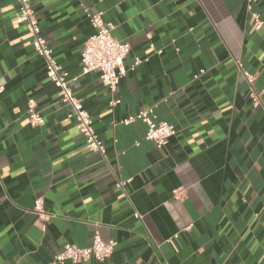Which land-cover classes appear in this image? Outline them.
<instances>
[{
	"label": "crops",
	"instance_id": "0c3cea01",
	"mask_svg": "<svg viewBox=\"0 0 264 264\" xmlns=\"http://www.w3.org/2000/svg\"><path fill=\"white\" fill-rule=\"evenodd\" d=\"M30 2L106 153L87 149L16 0H0V264H47L97 230L117 242L111 256L63 264H264V0ZM86 9L131 45L114 93L83 70ZM148 107L176 127L163 148L145 123H121Z\"/></svg>",
	"mask_w": 264,
	"mask_h": 264
},
{
	"label": "built area",
	"instance_id": "2783aa9c",
	"mask_svg": "<svg viewBox=\"0 0 264 264\" xmlns=\"http://www.w3.org/2000/svg\"><path fill=\"white\" fill-rule=\"evenodd\" d=\"M17 12L16 18L25 24L28 32L32 36V44L35 52L45 59L47 65V75L50 80L57 86L61 101L70 107L69 117L74 118L81 134L85 139L87 149L90 151L106 153V147L93 125L90 112L84 107L83 103L74 95L70 86L69 74L63 71L56 58L54 50L48 40L41 34V26L39 17L30 0H16ZM89 21L94 33L86 40L82 54L81 62L84 72L98 70L101 75L102 82L111 91L116 92L120 80L128 72L124 60L130 51L129 42H121L113 35V26L106 22L103 11L90 12L87 10ZM256 20V28L259 29L263 21L258 14H254ZM141 62L139 57L130 69ZM203 71V70H201ZM250 86L249 96L253 105L263 103L262 93L255 87L254 81L256 77L248 72H244ZM198 76V75H196ZM5 90V83L0 81V94ZM119 98L110 100V105H117ZM28 114L32 125H42L45 118L37 109L34 99L28 100ZM141 121L146 124L147 132L145 138L153 141L158 148L165 147L170 138L177 132L174 124L165 120H159L155 107H148L137 113L130 114L121 120L123 124H132ZM128 181H131L129 179ZM127 181L119 180L118 185L123 186ZM178 197V192L175 193ZM35 212L39 215H46L42 198L35 201ZM117 242L115 240H104L100 232L97 230L93 236L92 243L87 247H80L75 244L67 243L57 252L52 260L47 264H63L65 261L87 262L90 259L105 260L113 253Z\"/></svg>",
	"mask_w": 264,
	"mask_h": 264
}]
</instances>
